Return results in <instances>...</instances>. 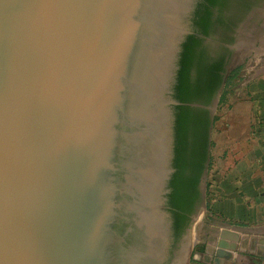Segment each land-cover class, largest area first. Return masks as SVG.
Listing matches in <instances>:
<instances>
[{
	"label": "water",
	"instance_id": "1",
	"mask_svg": "<svg viewBox=\"0 0 264 264\" xmlns=\"http://www.w3.org/2000/svg\"><path fill=\"white\" fill-rule=\"evenodd\" d=\"M195 1L0 0V264L164 263L169 85ZM219 237L216 264L238 240Z\"/></svg>",
	"mask_w": 264,
	"mask_h": 264
},
{
	"label": "crops",
	"instance_id": "2",
	"mask_svg": "<svg viewBox=\"0 0 264 264\" xmlns=\"http://www.w3.org/2000/svg\"><path fill=\"white\" fill-rule=\"evenodd\" d=\"M245 56L242 64L246 67L237 75V90L231 88L222 99L219 118L213 116L209 130L205 197L211 220L207 221H224L222 225L228 229L221 232L237 235L235 251L240 252L247 242L239 238L237 227L263 230V237L255 243L257 248L262 245L257 256L264 264V75H258L261 70L264 74V61L260 59V65L251 66L244 62ZM221 232L207 237L204 231L197 230L195 237L203 244H196L195 252L214 250ZM225 242L232 243L227 238ZM233 252L229 259H233Z\"/></svg>",
	"mask_w": 264,
	"mask_h": 264
},
{
	"label": "flooded vegetation",
	"instance_id": "3",
	"mask_svg": "<svg viewBox=\"0 0 264 264\" xmlns=\"http://www.w3.org/2000/svg\"><path fill=\"white\" fill-rule=\"evenodd\" d=\"M187 21L190 32L180 44L173 81L169 85V98L174 103L169 106L171 110L169 168L172 172L167 181V193L162 195V207L158 209V215L164 219L167 228V252L163 264H173L175 254L180 250L191 224L190 217L185 228L179 226L176 229L168 205L167 196L170 193L168 182L174 173L172 161L174 159L176 120L181 119L183 127L190 125L189 128L192 130L191 134L188 132V137L194 141L197 132L195 127L197 129L201 122L203 111L207 112L210 122V108L214 98L207 106L203 104V99L217 83V74L221 77L222 85L223 81H227V78L241 66V64L233 66L234 56L237 52L240 53V49L246 52L245 63L258 64L256 62L258 56H256L255 51L259 49L261 44L260 32L264 35V0H196L192 5ZM182 45H184L183 48ZM181 60L184 65L182 75L185 85L180 88L181 85L179 84V88L183 94L190 95L188 97L190 100L184 98L185 103L179 101L176 92ZM220 66L223 68L222 72L218 71ZM182 106L184 107L183 110L177 109ZM208 145L209 142H207L206 154L208 153ZM193 250L194 247L191 252ZM208 259L206 261H209ZM213 263L216 264L215 261ZM180 264H184V260Z\"/></svg>",
	"mask_w": 264,
	"mask_h": 264
},
{
	"label": "trees",
	"instance_id": "4",
	"mask_svg": "<svg viewBox=\"0 0 264 264\" xmlns=\"http://www.w3.org/2000/svg\"><path fill=\"white\" fill-rule=\"evenodd\" d=\"M184 45H182L183 48ZM180 70L178 72L176 92L180 102L185 103V99L190 95L183 94L180 88L185 85L183 79V61H180ZM223 68L220 66L219 72ZM216 76V74H215ZM179 84L181 85L179 88ZM198 85V84H197ZM221 85V77L217 74V83L212 91L203 99V104L207 106L210 104ZM184 87V86H183ZM185 98V99H184ZM188 100H190L188 98ZM178 110H183L184 107H178ZM203 118L195 130L196 135L194 141L188 137V132L191 134L190 125L183 127L181 119L176 120L174 128V159L172 167L174 173L171 175L168 182V189L170 190L168 198V205L171 209L174 218L176 229L181 226L185 228L188 224L191 215L194 212L195 206L198 202L199 192L198 184L206 161V151L210 122L206 111L202 113Z\"/></svg>",
	"mask_w": 264,
	"mask_h": 264
},
{
	"label": "rangeland",
	"instance_id": "5",
	"mask_svg": "<svg viewBox=\"0 0 264 264\" xmlns=\"http://www.w3.org/2000/svg\"><path fill=\"white\" fill-rule=\"evenodd\" d=\"M260 38H261V47H259V49H256V62L259 64L260 59L262 61H264V35L262 32H260L259 34ZM259 38V37H258ZM259 38V39H260ZM242 49H240V53L237 52L234 56V62H233V66H237L239 64H242V60L244 58V56L246 55V52L241 51ZM239 51V50H238ZM252 66V64H250ZM260 65V64H259ZM250 66V67H251ZM239 67V66H238ZM237 67V68H238ZM246 67L245 64H242L231 76H229L227 79V81H223L220 89L218 90L216 96H215V100L218 101V104L215 108V111L213 113V116L216 117L217 119L219 118V114H220V109H221V103H222V99H224V97H226L228 91L231 90V88L234 87V90H237V75L242 72V69L244 70ZM262 69V68H261ZM258 75H264L263 74V70H261V73ZM225 83V85H224ZM240 89V88H239ZM214 100V101H215ZM207 162V166H208V161ZM205 170V169H204ZM205 175H203V197H202V204L200 207V221H199V226H198V230L200 231H204L206 233V236H210V235H217L219 232H221L222 230H226L228 229L227 226L222 225L225 222L222 220H217L216 224H214L212 221L208 223L207 218L211 220V218L209 217V212L207 210V198L205 197L207 194V189H206V184H207V179H206V172H207V168L204 171ZM204 225H206V227H204ZM225 227V228H224ZM200 228V229H199ZM236 230V229H235ZM238 234H239V238L241 240H246V244L244 246V250L242 252L240 251H235L233 252V259H226V260H220V264H239L237 263V259L238 258L241 261V264H260V261L258 260V244L255 243L258 241L259 237H263V235L261 234L263 232V230H260L258 227L255 226H240L237 227ZM239 239V241H240ZM250 241V244L248 243V241ZM196 244H203V240L199 239V237H196L193 239V242L190 246V248L194 250L191 252L189 249L188 254L186 255V258L184 259V264H214V259H216L215 256V249L217 248V246H214V250H202V252H195V248ZM196 245V246H195ZM199 248V247H198ZM197 248V249H198ZM210 256L209 261H206V258Z\"/></svg>",
	"mask_w": 264,
	"mask_h": 264
}]
</instances>
